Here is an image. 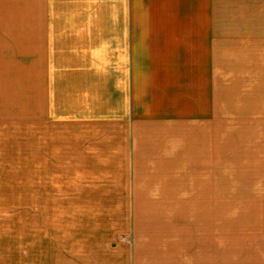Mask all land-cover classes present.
<instances>
[{
  "label": "crops",
  "instance_id": "0c3cea01",
  "mask_svg": "<svg viewBox=\"0 0 264 264\" xmlns=\"http://www.w3.org/2000/svg\"><path fill=\"white\" fill-rule=\"evenodd\" d=\"M233 90L264 92V0H0V157L32 124L46 177L0 180V264H264V182H232L219 211L217 181L194 180L187 213L138 205V189L181 181L49 178L136 173L180 154L187 122L212 171Z\"/></svg>",
  "mask_w": 264,
  "mask_h": 264
},
{
  "label": "rangeland",
  "instance_id": "374dc122",
  "mask_svg": "<svg viewBox=\"0 0 264 264\" xmlns=\"http://www.w3.org/2000/svg\"><path fill=\"white\" fill-rule=\"evenodd\" d=\"M229 99H228V98ZM228 99L227 104H231L229 108H219L217 130V158L216 166H213L212 171L203 165L199 168L194 164L193 156V127L194 124L187 122L184 125L185 149L178 154H163L161 156L153 155L148 160L147 164H141L140 170L135 172H73L67 170L66 165H59L56 172H53L49 178L56 180L69 179H136L139 181L162 182L170 181L179 183L181 181L186 184L180 188H141L138 189L141 193L139 199V210L144 211H168L170 206L179 205V211L187 213L194 211L195 207V188L189 185L193 184L194 180L198 179H213L218 183V203L219 211L225 210V200L227 199L226 192L231 191L229 187L235 181H261L264 182V108L255 110L249 107L254 103L253 100L264 99V92H242L234 91L225 93L222 99ZM237 100L241 101L244 107L234 108ZM223 101V100H222ZM225 104V103H224ZM248 105V106H247ZM254 106V105H253ZM262 122H253L258 116L262 117ZM256 117V118H255ZM250 121V122H248ZM23 137L17 129L14 137L17 140L6 142L4 148V156L0 157V180L18 181L22 180L26 183H34L36 179H44V172H36L35 166V148L33 144V127L27 123ZM20 134V135H19ZM15 145V147H14ZM185 153V154H184ZM184 154V155H183ZM250 182L247 183L249 185ZM31 184V185H32ZM126 190V189H124ZM172 191V198L162 197L161 191ZM26 191H33L32 188H27ZM128 195H130L129 191ZM32 193L27 196L26 203V224L32 226V213L34 204ZM124 206V205H123ZM125 207V206H124ZM221 225L225 220H219Z\"/></svg>",
  "mask_w": 264,
  "mask_h": 264
}]
</instances>
